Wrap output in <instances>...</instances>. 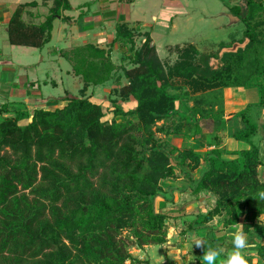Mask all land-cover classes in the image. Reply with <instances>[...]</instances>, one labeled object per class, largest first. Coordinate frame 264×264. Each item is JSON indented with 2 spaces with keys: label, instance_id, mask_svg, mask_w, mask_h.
<instances>
[{
  "label": "trees",
  "instance_id": "obj_1",
  "mask_svg": "<svg viewBox=\"0 0 264 264\" xmlns=\"http://www.w3.org/2000/svg\"><path fill=\"white\" fill-rule=\"evenodd\" d=\"M61 4L39 24L25 23L26 6H19L7 23L9 44L44 49L52 41ZM231 11L246 26L236 31L231 43L245 45L235 53L223 52L217 70L210 65L216 58L203 57L193 45L188 55L176 49L179 61L169 66L159 60L149 34L125 25H119L108 50L83 45L62 53L73 76L85 86L98 87L119 70L112 61L114 47L127 51L131 67L124 75L129 83L119 96L137 104L124 111L115 102L112 120L103 121V108L91 96H66L60 108L0 121V264H150L130 249L166 245L170 220L177 219L157 212L154 204L167 181L176 178L175 166L159 145L147 148L151 127L177 114L175 102L191 94H170V89H178L171 86L175 77L197 88L215 89L223 82L228 89L257 91V102L233 115L243 126L233 135L240 146L230 153L234 159H226L218 143L202 134L200 122L213 111L202 109L196 100L184 118L193 129L186 136H200L213 149L201 154L193 145L181 153L177 166L183 172L202 168L192 194L215 198L214 207L197 214L188 230L220 217V232L240 226L248 239L264 235V200L256 195L264 191V0H243ZM239 34L243 37L238 40ZM141 37L145 39L139 49ZM245 66L250 67L247 74ZM176 126L179 131L184 125ZM206 240L218 247L208 233ZM257 246L264 258V243Z\"/></svg>",
  "mask_w": 264,
  "mask_h": 264
},
{
  "label": "rangeland",
  "instance_id": "obj_2",
  "mask_svg": "<svg viewBox=\"0 0 264 264\" xmlns=\"http://www.w3.org/2000/svg\"><path fill=\"white\" fill-rule=\"evenodd\" d=\"M0 1H3L8 4L10 8H12V4L22 5L28 2L41 3L42 0ZM101 1L103 0H69L72 9L67 10L65 14H63L62 11H59L60 19L57 18L56 21H54V40L50 44L46 45L42 50L10 45L8 43V36L6 32L8 22L7 20L3 21V24L0 25V58L7 62L10 68H13L15 72L13 74H9V83L2 85L4 87H1L0 89L1 108L8 106V101L14 102L15 106L20 104L22 105L25 101V96L19 98L12 97L10 94L14 89L13 83L20 85V76H24L26 79L28 78L29 82H42H40V90L38 89V85H36V89L24 88L29 91L28 93L38 94L40 92L44 97L52 99L60 95L64 96L65 89H68L73 97L91 96V100L100 104L103 108V112L105 113L103 121L112 120V112L115 108V102L120 104L124 111H130L136 107H134V105L137 103L133 98L123 101L119 96L121 87L129 83V80L124 75L125 70L131 67L127 51L121 49L117 50L118 46L114 47L112 61L119 70L115 73V77H113L111 81L104 86L98 87L85 86L83 82H79L81 81L79 78L68 76L66 71L71 69L70 63L65 59H60L59 62L53 61L52 59H55L53 58L54 55H50L51 52H55L56 54L59 53L53 50L63 49L71 45L70 43L67 44L64 41H60L61 39L59 40V38L64 35L62 34V29H66V33H70L71 36L77 37V45L84 44L86 42H94L91 36L94 35V32L99 31V29L97 30L93 25L87 28V25H84L85 27L83 26L81 28V22L78 21L79 15H84L94 19L95 14L101 16L100 14L104 12L105 8H109V2H113L111 3V6L119 7L116 14L117 22L125 20V15L121 12V6L115 2L116 0H104L106 4H103L104 2L101 3ZM19 5L17 6L19 7ZM234 5V0H137L134 4H129L128 9L129 13H131L133 17L131 25L135 24V21H138L144 29L142 31H147L151 34L152 39L157 46V48L156 46L155 48L160 61L165 64H169V66L172 65L174 62L179 61L176 49H182L180 50L182 51L181 53L188 55V46L192 44L203 57L208 58L209 56H214V58H216L212 59L210 65L213 70H217L222 66V62L219 60L220 55L223 52L235 53L240 47V45H232L231 43L233 41L232 37L235 36L236 31L239 30L240 32H243V30L246 29L243 22L237 21V24L233 23L234 15L232 14L231 8ZM48 9L49 6H47L46 9L42 6L35 7L33 10H30L32 14H30V12L27 13V15L23 17V20L27 24H39L47 18L46 16L49 15ZM78 23L80 25H76ZM119 25L129 27L128 25L130 24L119 23L116 24L114 29V25L111 23L110 30H108L109 28L106 30H108L107 33H114L112 37L114 39ZM60 27L62 28L61 30L59 29ZM85 28L87 30L84 32V34H86L85 36L90 37L88 41H85L86 37H83V35L80 34V29L82 30ZM91 28L94 30H91ZM237 36L238 40L243 37L241 34ZM112 38L111 36H104L105 43L102 44L104 46V50L109 49V45L111 44L110 40ZM144 39L145 38L143 37H141V40L139 39V49H141V44ZM88 45H92L94 47L96 46L93 44ZM183 58H185V56H183ZM249 59V61L253 60L252 58ZM245 67L246 69L248 68L247 71L244 72L247 74L250 72V67ZM217 75H221V72H218ZM119 76L120 79L116 80L115 78ZM12 79H15V82H12ZM45 80L48 81L46 85L43 84ZM53 81L56 86L51 84ZM219 83L221 82L216 83V86L214 87L215 89H204L202 87H193L183 79L175 77L171 82V86L178 89H170V94L182 96L183 93L188 92L193 95L189 94L190 96L188 98L182 96V100H177L175 102L174 107L179 114H173L166 120L158 122L156 125L151 127L152 141L147 144V148L149 149L152 144L159 145V148L169 155L172 165L175 166L174 174L176 175V178L172 182L167 181V184L163 186V192L155 198V209L157 212L169 214L173 217H177V219L170 220V229L168 231L166 245L162 247H146L143 250L135 248L130 249L132 255L141 261L148 260L150 264H203L202 256L204 252L207 251V247L212 248V246L209 247L208 245H201L200 247H197L193 245V237L202 241L201 238L204 236L206 231L208 232V236L210 234H215L216 238H221L222 236L227 235L226 237H228V239H222L223 241L221 239H214L218 245L216 250L219 251L221 247V251H219L221 254L225 253L224 255L227 257V255L233 251V248H230V237L227 234L229 232H219L222 229V218L220 217L215 218L213 222L210 223L211 228H209V231H205V228H203L204 230L199 228L203 226L199 225V227L195 229H198L197 232L200 230V235L195 232L193 235L189 236L188 239L183 237V235L181 236V234H184L183 232L188 229V224L190 221H193L197 214L206 213L215 205V198L209 194H201L197 196L192 194L195 183L203 173L202 168L191 171L186 169V172H183V168L177 166L180 161L181 153L184 150H188L193 145L196 146L195 149L198 152L201 151V154L205 151H211L213 149L212 147L207 146L205 140L202 139L200 141V136H196L195 139H192L193 137L191 138L190 136H186L187 134L193 132V129H189L186 126L185 116L188 115V111H190L189 109H193L195 107L194 102L196 100L197 103H200V107H202V109L206 110L208 108L213 111L209 115L210 117L203 119L200 122L202 134H207L208 138L210 137V140H215L218 143L217 148L223 152L226 159H234L230 153L239 151L240 149L239 146H236L233 138L235 131H233V129L228 130V127L225 125L226 122L230 121L229 119L225 120L226 116H229L230 114L223 113V116H221V108L226 109V102L229 101L228 99L226 100V97L229 96V92L232 90H230V88L228 89L223 87V82L221 84ZM6 88H8V90ZM9 89L10 92L8 94ZM1 92H5V95L1 94ZM235 92H237V90ZM28 93L26 92V94ZM21 94L23 93L20 92V95ZM20 99H22L21 103ZM22 107L23 106L18 107L20 108L19 114H17L18 111L15 113L14 110L13 113L9 115L15 117L24 114L25 110L30 111L34 108L32 105L24 108ZM217 116H221L219 117L221 119L224 117L225 123L223 124V122H220L221 119L218 120ZM132 119L137 118L132 117ZM118 121L121 122L122 119H118ZM25 123L26 122L22 121L21 125H24ZM178 123H183L184 126L182 130H176V125ZM144 137H147V134H145ZM144 152L148 157L149 152L147 151V154L146 151ZM260 171V178L264 182V168ZM180 217H184L186 220L182 223L180 222ZM261 221L264 224V217H261ZM175 224H177L175 230L171 229L174 228ZM204 227L207 228L208 226L205 225ZM180 237H182V239H180ZM255 239V248L242 252V254L245 255L247 264H264V258L259 255L257 246L264 243V235ZM252 240H254V238L248 239L250 243H252ZM226 244L229 248L226 247ZM222 246H224L223 249ZM221 254V257H218V261L224 260V257Z\"/></svg>",
  "mask_w": 264,
  "mask_h": 264
},
{
  "label": "crops",
  "instance_id": "obj_3",
  "mask_svg": "<svg viewBox=\"0 0 264 264\" xmlns=\"http://www.w3.org/2000/svg\"><path fill=\"white\" fill-rule=\"evenodd\" d=\"M96 1H98V0H96ZM137 1V0H136ZM240 1L241 2H243V0H234V2H235V5L237 4V3H240ZM57 2H60V3H62L61 4V7L62 8H60L59 10L60 11H62L63 12V14H65V12L67 11V10H69V9H72V6L70 5V2H69V0H42L41 1V3H35V2H28V3H25V4H22V5H25L26 6V8H25V10H26V12L27 13H29L30 12V14H32V12L30 11V10H33V8H35V7H44L45 9H46V7L47 6H49V9H48V12H49V14L51 13L50 11H52V9H54L55 8V6H56V4H57ZM104 2V3H103ZM118 5H120L121 7V12H123V14L125 15V20H120L121 22H117V16H116V14H117V11H118V9H119V7H113V6H111V3H113V2H109V8H105V10H104V12H102V14H100L101 16H98V14H95V18L94 19H92L91 17V19L89 18V17H87V16H84V15H79V17H78V21H80L81 22V28L84 26V25H87L86 26V28L87 27H89V26H94L97 30L99 29V31H97V32H94L93 34V36H91L92 37V39H93V43H90V42H86V43H84V44H80V45H77V37L76 36H71L70 35V33H66V29H62L61 27L59 28L60 30L62 29V34H64L61 38H59V40L60 41H64L65 43H70L71 45L70 46H68V47H66V48H63V49H59V50H53V51H57V52H59L58 54H56L55 52H51L50 53V55L52 56V55H54V57L53 58H55V59H52L53 61H57V62H59L60 61V59H65L64 57H63V55H62V53H65V52H68V51H70L71 49H73V48H75V47H79V46H83V45H88V44H93V45H96L95 47H97V48H99V49H103L104 48V46L102 45V44H104L105 42V40H104V36H111V38L113 37V35H114V33L113 32H110V33H107L108 32V30H110V25H111V23H112V25H114L113 27H114V29H115V27H116V24H119V23H122V24H130V25H128L129 26V28L130 29H135V30H140L142 33H147V34H149V36H150V38H151V40H152V43H151V46H156V44L154 43V40L152 39V36H151V34L149 33V32H147V31H142V30H144L143 29V27H142V25H141V23L140 22H138V21H135V24H133V25H131L132 24V22H131V20H133V17H132V14L131 13H129V4H125V3H119V1L118 0H116L115 1ZM101 3H103V4H106L105 3V1L103 0V1H101ZM107 4H108V2H107ZM134 4V3H133ZM17 5H19V4H12L11 6H12V8H10L9 7V5L8 4H6V3H4L3 1H0V25H2L3 24V21L4 20H7V22L9 21V19L11 18V16L13 15V13L15 12V10L18 8V6ZM22 5H19V6H22ZM65 5H68L69 7H68V9H66L64 6ZM27 13L26 14H24V17H25V15H27ZM89 13V12H88ZM112 13V14H111ZM60 16V15H59ZM57 17V18H59L60 19V17ZM47 17V16H46ZM45 18V17H44ZM56 18V19H57ZM56 19H55V21H56ZM79 22V23H80ZM76 24V25H80V24ZM233 23L234 24H237V19H235V17H233ZM63 25V24H62ZM64 26V25H63ZM85 27V26H84ZM86 28L85 29H80V34H82L83 35V37H86L85 39V41H88V39L90 38L89 36H85L86 34H84V32H85V30H86ZM107 28H109L108 30H106ZM54 30H55V28H53V32H54ZM91 30H94L93 28H91ZM106 30V31H105ZM87 31V30H86ZM7 32V31H6ZM53 32H52V41L54 40V34H53ZM113 40H114V38H112L111 40H110V43H112L113 42ZM51 41V42H52ZM50 42V43H51ZM9 43V42H8ZM98 44V45H97ZM192 45V44H191ZM237 45H239L238 43H237ZM244 45L245 44H243V45H240L241 47H244ZM194 46V45H193ZM156 48H157V46H156ZM174 48V47H173ZM35 49V48H34ZM171 49V48H170ZM117 50H120L118 47H117ZM157 52H158V49H157ZM50 58V57H49ZM66 60V59H65ZM210 64H211V62H210ZM60 65V64H59ZM18 70H19V68H18ZM60 70H61V68H60ZM62 71V70H61ZM15 71H14V69L13 68H10V66L7 64V62H5L4 60H2L1 58H0V89H1V87H4V86H2V85H5L6 83H9L8 82V76H9V74H13ZM66 73L68 74V76H72V77H74V78H77V77H75V76H73L72 75V73H71V69L69 70V71H66ZM48 79V78H47ZM79 80H81V79H79ZM12 82H15V79H12L11 80ZM19 81H20V85H18V84H14L13 83V90L11 91V96L12 97H19V98H22L23 96H25V101L23 102V104L21 105H18V106H15L14 104V102H12V101H8V106H5L4 108H1L0 107V121H2L3 120V118H5V117H14V116H10L9 114H11V113H13V111L15 110V113H16V111H18V113L17 114H19L20 113V108H18V107H20V106H23L22 108H24V107H28V106H30V105H32L34 108L33 109H31L30 111L29 110H25L24 112L25 113H29V114H31L32 115V113L34 112V110H36V109H45V110H54V109H56V108H60V107H62V106H64L65 105V101H62V99L63 98H65L66 96H68V97H73L72 96V94H71V92L68 90V89H65V91H64V96H58V97H54V98H52V99H50V98H47V97H44L43 95H42V93H38V94H35V93H28L29 91H27V90H25L24 88H32V89H36V85H38V89L40 90V82L41 81H33V82H29V79L27 78L26 79V77H24V76H20V79H19ZM35 82V83H34ZM79 82H81L82 83V80L81 81H79ZM42 83V82H41ZM46 83H48V81L47 80H45L44 82H43V84L44 85H46ZM53 86H56V84H55V82L53 81L52 83H51ZM7 90H8V88H6ZM6 89H4L5 91H7ZM230 90H232V91H230L229 92V96L228 97H226V100L228 99L229 101L228 102H226L227 104H226V106H225V108L226 109H224L225 111H224V114H226V113H229L230 115L229 116H226V118H225V120H230L229 122H226V127H228V130L229 129H233V131H238V130H240V129H242L243 128V126H242V122H241V120L239 119V118H237L236 116H234L233 117V115H235V114H237V113H239L240 111H242L249 103H255V102H257V100H258V94L256 95V91L255 90H246V89H244V88H236V89H230ZM237 90V92H235ZM9 92H10V89H9V91H8V94H9ZM20 92H22L23 94H21L20 95ZM26 92L28 93V94H26ZM1 94H4L5 95V92L3 93V92H1ZM7 94V93H6ZM9 99H10V96H9ZM22 102V99H20V103ZM26 102V103H25ZM24 103H25V105H24ZM136 106V104L134 105V107ZM14 113V114H15ZM24 122H27L26 120L24 121ZM223 123H225V121H224V117H223V121H222ZM206 136H208L207 134H205ZM204 137V136H203ZM203 139V138H202ZM201 139V140H202ZM200 140V141H201ZM198 143V142H197ZM233 143V142H232ZM235 144H236V146H239V144L235 141ZM204 147H205V145H204ZM213 148V147H212ZM239 148H240V146H239ZM199 150H201V149H199ZM203 151V150H202ZM204 151H205V149H204ZM201 152V151H200ZM180 219V222H182L183 223V221L184 220H186L184 217H180L179 218ZM179 222V223H180ZM191 222V221H190ZM212 223V222H211ZM205 225H203L202 227H199V225H196V224H194L192 227H193V230H186V231H184L183 233L184 234H181V236L183 235V237H185V238H189V236H191V235H193L195 232H196V234H199V231L197 232V230L198 229H195V228H197V227H199V228H205V231H206V227H204ZM206 226H210V223L209 224H207ZM177 227V224H175V226H174V228H171V229H174L175 230V228ZM209 228H211V226L209 227ZM219 229V228H218ZM204 230V229H203ZM234 229H231V230H227V231H224L225 233L226 232H230V231H233ZM217 231V230H216ZM186 232H188V233H186ZM218 232V231H217ZM220 232V231H219ZM207 231H206V233L204 234V236L201 238L202 239V246L203 245H208L209 247L210 246H212V248H213V250H216V248L217 247H214L213 245H212V243L210 242V241H207L206 240V236H207ZM228 234V233H227ZM200 235V234H199ZM227 235H224V236H222L221 238H216V235L215 234H210V237H211V239H217V240H220V239H228V237H226ZM247 238V237H246ZM180 239H182V237H180ZM248 239V238H247ZM250 239V238H249ZM255 239V238H254ZM230 244H231V242H229ZM252 243H254V244H256L255 243V241L254 240H252ZM225 245V244H224ZM226 247H228L227 246V244H226ZM211 248V249H212ZM224 248V246H222V249ZM229 248V247H228ZM230 248H233V246L232 245H230ZM210 248H208L207 247V251L209 250ZM219 249V248H218ZM219 251H221V247H220V249H219ZM220 253V252H219ZM221 254V253H220ZM225 254V253H224ZM223 254V255H224ZM222 255V254H221ZM219 258H220V255L218 256ZM217 261H218V259H217Z\"/></svg>",
  "mask_w": 264,
  "mask_h": 264
},
{
  "label": "clouds",
  "instance_id": "obj_4",
  "mask_svg": "<svg viewBox=\"0 0 264 264\" xmlns=\"http://www.w3.org/2000/svg\"><path fill=\"white\" fill-rule=\"evenodd\" d=\"M256 195L260 200H264V191H258ZM228 236L230 237L233 251L221 261V264H247L245 255H243L242 252L255 248V244L248 241L246 234L240 226H234V230L230 231ZM202 243L200 239L193 237V245L200 247ZM219 255L220 253L218 250L210 248L208 251L204 252L202 256L203 264H216Z\"/></svg>",
  "mask_w": 264,
  "mask_h": 264
}]
</instances>
